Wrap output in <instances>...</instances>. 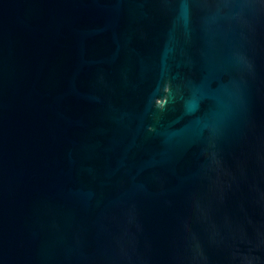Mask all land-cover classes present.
<instances>
[{
  "label": "water",
  "instance_id": "95a60500",
  "mask_svg": "<svg viewBox=\"0 0 264 264\" xmlns=\"http://www.w3.org/2000/svg\"><path fill=\"white\" fill-rule=\"evenodd\" d=\"M0 264H264V0H0Z\"/></svg>",
  "mask_w": 264,
  "mask_h": 264
}]
</instances>
